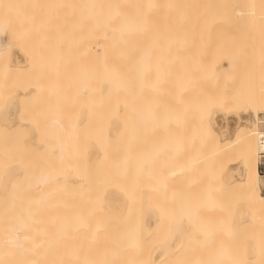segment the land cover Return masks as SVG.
I'll list each match as a JSON object with an SVG mask.
<instances>
[{
	"label": "bare ground",
	"instance_id": "bare-ground-1",
	"mask_svg": "<svg viewBox=\"0 0 264 264\" xmlns=\"http://www.w3.org/2000/svg\"><path fill=\"white\" fill-rule=\"evenodd\" d=\"M84 1L88 5L81 3L80 10L84 13L80 11L82 16L79 14V17H84L86 10L88 16L82 18V22L77 18L75 24L70 15H61L58 0L57 3L56 0H0V52L7 49L9 25L21 26V34L27 30L26 35L30 32L41 34L50 24L56 22L59 27L66 22L67 36L81 28L78 32H82L83 54L90 53L91 56H86L89 60L84 57L86 62L82 63L86 64L82 66L83 73L86 72L81 88L84 126L81 134H76L82 139L79 144V137L68 127L57 150H51L44 135L22 137L29 143L26 147L35 145L30 154L15 149L14 140L10 143L12 135H6L9 142L5 134L0 136V264H180V260H174L178 255L179 249L174 250L179 240L168 255L170 259L166 258V253H158L150 247L149 239L158 222L165 218V210L161 206L154 215L138 214L132 192L122 190L119 181L131 165V146H126L123 138L130 137L134 131L139 94L157 85V72L147 66L152 44L173 34L178 25L196 24L202 0ZM76 26L79 29H74ZM71 28L73 32H70ZM10 34L14 39V33ZM140 41L144 44L139 45ZM12 60L16 67L23 64L25 58L16 51ZM169 67L164 79L171 102L166 114L160 116L161 121L157 122L153 117L150 123V138H153L150 155L154 153L151 156L155 157H150L153 160L150 170L154 179H160L159 198L165 191L161 182L166 179L163 172L169 174L175 170L178 172L175 176L183 172V168H175L172 164L179 160L178 148L183 136L184 72ZM24 92L21 94H26ZM18 106L15 102L0 115L2 120L13 124L12 128L17 127L14 121L20 116ZM217 121L220 129L226 132L232 122L223 117ZM235 126L230 141L237 136L248 155L234 169V177L240 178L229 184L227 208L236 226L249 229L264 224V194L259 173L264 133L256 121L251 125L245 119ZM217 142H222L218 132ZM50 154V161L40 166L39 156L42 155L44 160ZM195 201L203 208L223 205L222 201H216L212 190L205 188L196 190ZM221 210L216 217L205 216L207 224L213 223L199 227V233L208 239L219 233L218 228L225 224ZM183 219L190 218L177 213L173 223L180 229L179 233H182ZM242 254L243 264H264V254L248 249L242 250ZM190 264L212 262L202 263L195 259Z\"/></svg>",
	"mask_w": 264,
	"mask_h": 264
},
{
	"label": "rangeland",
	"instance_id": "rangeland-1",
	"mask_svg": "<svg viewBox=\"0 0 264 264\" xmlns=\"http://www.w3.org/2000/svg\"><path fill=\"white\" fill-rule=\"evenodd\" d=\"M60 2L56 0L61 7V15H70L73 23L76 24L79 18L82 22V18L88 16L86 10L87 14L79 17L80 11L83 12L80 8L86 1ZM198 15L196 24L178 25L173 34L152 44L151 58L146 65L157 72V85L153 87L149 84L152 87L139 94L134 131L130 137L123 138L125 145L131 146V165L125 171V179L119 183L122 190L132 192L138 214L154 215L161 206L165 210L164 221L158 222L149 241L150 247L158 253H166L167 259H170L168 255L179 240L174 250L179 249L178 255L174 260H180V264H190L195 259L212 264H235L240 260L238 264H243L242 250L264 254V224L253 225L249 229L238 227L227 208L229 184L240 178L234 177V169L248 155L237 136L230 140L236 129L235 123L245 119L251 125L256 121L264 133V0H202ZM65 23L62 26L57 23L59 27H56L55 22L46 26L41 34L30 32L27 33L29 35H25L26 29L21 34V26L9 25L10 40L7 49L0 52V115L16 102L20 116L14 121L17 127L13 128V124L0 117V136L5 134L8 140L3 139L9 142V135H12L10 143L14 140L15 149L21 153L30 154L35 146L26 147L29 143L22 138L24 136L44 135L51 150H57L59 141L64 140L62 136L66 127L70 128V132L75 131L77 137L82 132L84 104L81 90L82 76L86 72L85 69L83 73L86 64L82 63L86 62L84 57L91 56L89 52L83 54L82 32H78L81 28L78 25L80 29L74 27L79 29V34L71 28L70 32H74L67 36ZM11 31L14 39L11 38ZM138 44L143 45L144 42ZM16 51L24 56L25 61L15 67L12 59ZM89 57L86 58L89 60ZM169 65L184 72L181 103L183 136L178 148L179 160L172 164L175 168H183V172L177 177L175 170L169 174L163 172L166 179L161 182L165 191L159 198V178L154 179L150 170L153 161L150 157L154 155H150V140L153 139L150 138V123L153 117L157 118V122L161 121L160 116L166 114L171 102L164 79ZM137 83L139 85L140 81ZM21 91L26 94H21ZM16 96L18 99H15ZM220 117L232 121L227 132L220 129L217 121ZM217 132L220 133L221 143L217 142ZM77 139L79 144L82 139ZM8 145L12 147V144ZM50 159L51 154L44 160L40 155L38 164L45 165ZM263 162L264 153L259 156L260 186L264 194ZM198 188L212 190L216 201L223 202L220 208L224 212L225 224L211 239L199 233L198 228L211 225L213 221L208 220L207 224L205 216L216 217L220 208L219 205L199 207L195 201ZM177 213L190 218L183 219L184 224L180 225L182 233L173 224Z\"/></svg>",
	"mask_w": 264,
	"mask_h": 264
},
{
	"label": "built area",
	"instance_id": "built-area-1",
	"mask_svg": "<svg viewBox=\"0 0 264 264\" xmlns=\"http://www.w3.org/2000/svg\"><path fill=\"white\" fill-rule=\"evenodd\" d=\"M263 166H264V162H263V164H262ZM263 175H264V168H263Z\"/></svg>",
	"mask_w": 264,
	"mask_h": 264
}]
</instances>
